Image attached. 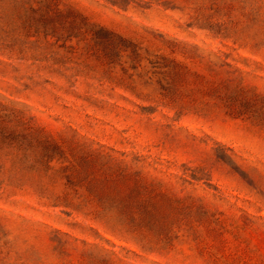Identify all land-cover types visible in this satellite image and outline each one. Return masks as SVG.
<instances>
[{
    "label": "rangeland",
    "instance_id": "374dc122",
    "mask_svg": "<svg viewBox=\"0 0 264 264\" xmlns=\"http://www.w3.org/2000/svg\"><path fill=\"white\" fill-rule=\"evenodd\" d=\"M0 264H264V0H0Z\"/></svg>",
    "mask_w": 264,
    "mask_h": 264
},
{
    "label": "trees",
    "instance_id": "16d2710c",
    "mask_svg": "<svg viewBox=\"0 0 264 264\" xmlns=\"http://www.w3.org/2000/svg\"><path fill=\"white\" fill-rule=\"evenodd\" d=\"M111 35L112 38H115V35ZM117 40H119V43L123 42L122 39L116 37ZM104 45V43L102 44ZM106 47L101 51V54L104 58H108V55L105 52ZM160 59V58H159ZM163 62V63H162ZM162 62L158 63L155 66V70H159L160 73H162L165 76L166 84L167 86L164 87V101L167 102L168 105H176L178 103L177 95H176V87L179 83V80L182 78L184 74H186V68L181 64L178 63L175 60H169L166 58H162ZM174 87V88H173ZM172 88V89H171ZM7 139L14 140L17 144L23 145L25 143L26 136L25 134H9L7 136ZM20 140V141H19ZM13 141V142H14ZM24 142V143H23ZM102 185H110L111 180H104L101 183ZM153 202V201H151ZM144 210L146 211L147 215H153L156 213L157 207L155 206V203H150L149 205H146L144 207Z\"/></svg>",
    "mask_w": 264,
    "mask_h": 264
}]
</instances>
